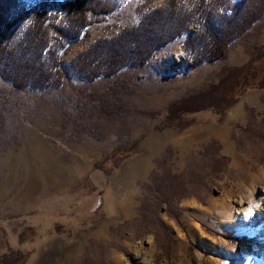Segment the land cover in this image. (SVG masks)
Segmentation results:
<instances>
[{"label": "rangeland", "instance_id": "rangeland-1", "mask_svg": "<svg viewBox=\"0 0 264 264\" xmlns=\"http://www.w3.org/2000/svg\"><path fill=\"white\" fill-rule=\"evenodd\" d=\"M68 1L21 0L26 19L14 34L35 12L60 14ZM109 1L117 7L100 25L118 24L121 18L135 21L142 3ZM97 27L69 48L62 58L65 66L95 40L118 31ZM263 46L264 18L223 62L202 64L177 77L140 73L136 91L115 100L120 113L107 120L69 92H20L0 79V165L37 131L57 164L71 172L69 185L43 190L19 209H8L13 196H4L0 255L7 248L20 250L28 256L25 264H264V213L258 212L264 208V90L248 91L223 117L210 111L186 115L184 123L192 124L183 130L157 132L161 118L145 115L215 84L222 70L245 64ZM166 56L177 62L180 48L174 45L152 62ZM236 105L242 108L240 117L230 122L228 114ZM128 140L140 141L142 153L119 165L107 159ZM167 150L163 168L183 174L187 195L176 204L151 208L144 185L152 171L160 176L154 159L161 160ZM220 157L226 160L218 165L222 171L208 176ZM1 170L0 184L9 171ZM27 181H13L6 191L23 190ZM243 239L248 241L244 247L236 245Z\"/></svg>", "mask_w": 264, "mask_h": 264}, {"label": "trees", "instance_id": "trees-1", "mask_svg": "<svg viewBox=\"0 0 264 264\" xmlns=\"http://www.w3.org/2000/svg\"><path fill=\"white\" fill-rule=\"evenodd\" d=\"M116 7L109 0H70L60 7V14H32L16 36L26 19L24 6L21 0H0V79L20 92H69L107 120L120 113L115 100L136 91L138 74L177 77L202 64L223 62L229 50L264 18V0H142L135 21L121 18L118 24H110L118 27L114 36L95 40L65 66L63 56L84 39L88 29L111 27L100 23L110 19ZM174 45L181 51L177 62L169 56L152 62ZM254 89H264V46L255 48L245 64L222 70L215 84L145 115L161 118L157 132L183 130L192 124L184 123L186 115L210 111L223 117L244 93ZM141 153L140 141L128 140L120 142L107 159L119 165ZM166 156L169 150L161 160L154 159L161 174L152 171L144 185L151 208L156 203L176 204L187 195L183 174L163 168ZM224 161L218 158L207 175H218L222 171L218 165ZM244 242L248 241L237 240L236 245L244 247ZM27 259L22 251L7 248L0 264H25Z\"/></svg>", "mask_w": 264, "mask_h": 264}, {"label": "bare ground", "instance_id": "bare-ground-1", "mask_svg": "<svg viewBox=\"0 0 264 264\" xmlns=\"http://www.w3.org/2000/svg\"><path fill=\"white\" fill-rule=\"evenodd\" d=\"M239 114H240V112L237 113V110L234 112L235 117L236 116L238 117ZM33 135H34V137L31 138L32 140L25 142L23 148L20 150V152L17 155L9 154L6 157V162L3 163V165H2L4 167V169L9 170V171H7L8 176L14 175L18 180L28 178L27 184L25 185L24 189L21 190V192L23 194L22 196L24 198V200H22L23 201L22 203H24V205L28 203V200H31V198L36 195V190L43 191V190H47L48 188L49 189L53 188L56 190L62 189L63 187L69 185L70 181H71V176H70L71 172L68 169H66L65 167L57 166V168L55 170L54 177H52V179H50V180H49L47 174L45 173V168L42 167V169L40 170V172H41L40 173V176H41L40 177V184L41 185L36 188V177H37L36 176V154H37L36 148H39V150L48 149L49 146L47 145V143L44 141L43 137L37 131H35V133ZM77 161H80V160L75 159V162H77ZM16 165L18 166V169L15 171L14 168ZM94 174H99V172L94 171ZM45 177H47V180L45 179ZM9 180H11V179H9ZM1 182L3 185L1 190H5L7 187L6 177L2 178ZM15 182L17 184V181H15ZM10 183H11V181H10ZM10 186H11V184H10ZM13 190H14V188H13ZM15 191H17V189L14 190L12 193H14ZM22 203H19V205H22ZM10 207H12V205ZM258 212L260 214H263L264 208L259 209Z\"/></svg>", "mask_w": 264, "mask_h": 264}, {"label": "crops", "instance_id": "crops-1", "mask_svg": "<svg viewBox=\"0 0 264 264\" xmlns=\"http://www.w3.org/2000/svg\"><path fill=\"white\" fill-rule=\"evenodd\" d=\"M241 60H243V58L241 59ZM247 61H248V59H247ZM244 63V61L242 62V64ZM235 67H237V66H235ZM262 90H264V89H261L260 91H262ZM250 93L249 92H246V93H244L242 96H241V98L242 97H244L245 95H249ZM250 97H253V96H250ZM240 98V99H241ZM252 100V98L250 99H245L244 101L246 102H252L251 101ZM242 105V104H241ZM241 106L240 105H236V106H234V108H232L231 109V111H230V113L228 114V121H230V122H234V121H237V119L240 117V114H241ZM237 110V113H239L240 112V114L238 115V117L236 116H234V112ZM51 149V150H50ZM51 152V153H50ZM32 153V152H31ZM36 188L38 187V186H40L41 184H40V170L42 169V167H44L45 168V173L47 174V176H48V178H49V180L50 179H52V177H54V174H55V170H56V168H57V166H59L58 164H57V161H56V154L52 151V148L49 146V148L48 149H41V150H39V148H36ZM4 163V162H3ZM3 163L0 165V168L2 169H0L1 171H3L4 172V167L2 166L3 165ZM51 168V169H50ZM48 170V171H47ZM52 171V172H51ZM50 175V176H49ZM2 176H4V177H2V178H5L6 177V185H7V187H6V189H8V188H10V184H12V182L15 180V181H17V182H19V180L13 175H10V176H5V174L4 175H2ZM8 177V178H7ZM10 177V178H9ZM1 178V179H2ZM9 179H11V180H9ZM45 179L47 180V177H45ZM10 181H11V183H10ZM14 181V182H15ZM2 185V182H1V184H0V190H1V187H3V185ZM20 187V186H19ZM6 189H5V192H4V190H1V192H0V202L2 201V199H4V196L6 195V194H12V198H11V204H9V206H8V209H13V210H16V209H19V208H21L22 206H24V203H22L23 201L22 200H24V198H23V194H22V192H21V189H17V191H15L14 193H11V192H9V191H6ZM56 189H53V188H48L47 190H45V191H50V192H48V193H51V192H53V191H55ZM40 192L41 191H38V190H36V200H37V198H40L41 197V195L39 196V194H40ZM48 193H44L45 195H43V196H46ZM21 194V195H20ZM35 196H33L32 198H31V200H28V204L29 203H31L32 202V200H33V198L35 197ZM15 201V202H14ZM19 203H22V205H19ZM12 205V207H10ZM16 205V206H15ZM15 206V207H14Z\"/></svg>", "mask_w": 264, "mask_h": 264}]
</instances>
